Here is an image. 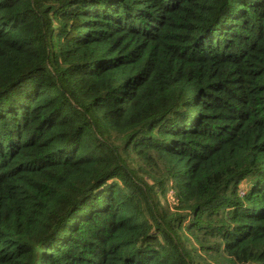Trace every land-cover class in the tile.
<instances>
[{
	"label": "trees",
	"instance_id": "1",
	"mask_svg": "<svg viewBox=\"0 0 264 264\" xmlns=\"http://www.w3.org/2000/svg\"><path fill=\"white\" fill-rule=\"evenodd\" d=\"M0 264H264V0H0Z\"/></svg>",
	"mask_w": 264,
	"mask_h": 264
},
{
	"label": "rangeland",
	"instance_id": "2",
	"mask_svg": "<svg viewBox=\"0 0 264 264\" xmlns=\"http://www.w3.org/2000/svg\"><path fill=\"white\" fill-rule=\"evenodd\" d=\"M172 198H173V193H171V196H168V199H167V200H168V202H170V203H171V202H172Z\"/></svg>",
	"mask_w": 264,
	"mask_h": 264
},
{
	"label": "built area",
	"instance_id": "3",
	"mask_svg": "<svg viewBox=\"0 0 264 264\" xmlns=\"http://www.w3.org/2000/svg\"><path fill=\"white\" fill-rule=\"evenodd\" d=\"M243 193L241 192V195H242Z\"/></svg>",
	"mask_w": 264,
	"mask_h": 264
}]
</instances>
